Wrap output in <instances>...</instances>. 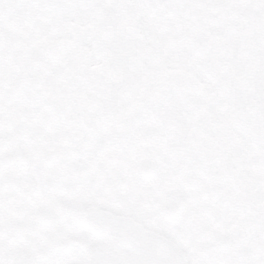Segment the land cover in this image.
Here are the masks:
<instances>
[{"label":"snow or ice","instance_id":"snow-or-ice-1","mask_svg":"<svg viewBox=\"0 0 264 264\" xmlns=\"http://www.w3.org/2000/svg\"><path fill=\"white\" fill-rule=\"evenodd\" d=\"M0 264H264V0H0Z\"/></svg>","mask_w":264,"mask_h":264}]
</instances>
